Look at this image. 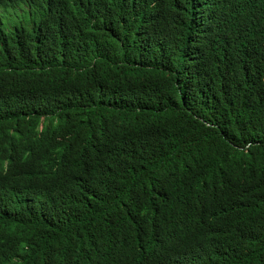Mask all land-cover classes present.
Instances as JSON below:
<instances>
[{"label": "trees", "instance_id": "16d2710c", "mask_svg": "<svg viewBox=\"0 0 264 264\" xmlns=\"http://www.w3.org/2000/svg\"><path fill=\"white\" fill-rule=\"evenodd\" d=\"M0 8V264H264V0Z\"/></svg>", "mask_w": 264, "mask_h": 264}, {"label": "rangeland", "instance_id": "374dc122", "mask_svg": "<svg viewBox=\"0 0 264 264\" xmlns=\"http://www.w3.org/2000/svg\"><path fill=\"white\" fill-rule=\"evenodd\" d=\"M10 11H13V10H10ZM6 13H7V11L0 8V16H4Z\"/></svg>", "mask_w": 264, "mask_h": 264}]
</instances>
